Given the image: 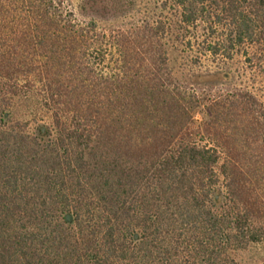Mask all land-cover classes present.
Wrapping results in <instances>:
<instances>
[{"label":"trees","instance_id":"obj_1","mask_svg":"<svg viewBox=\"0 0 264 264\" xmlns=\"http://www.w3.org/2000/svg\"><path fill=\"white\" fill-rule=\"evenodd\" d=\"M77 9L0 0V264H238L264 244V0Z\"/></svg>","mask_w":264,"mask_h":264},{"label":"rangeland","instance_id":"obj_2","mask_svg":"<svg viewBox=\"0 0 264 264\" xmlns=\"http://www.w3.org/2000/svg\"><path fill=\"white\" fill-rule=\"evenodd\" d=\"M71 2L76 15L80 16L77 9L78 0H71ZM169 63L172 67L178 66V51H170ZM236 259L238 264H260L264 261V244L251 245L238 251Z\"/></svg>","mask_w":264,"mask_h":264}]
</instances>
